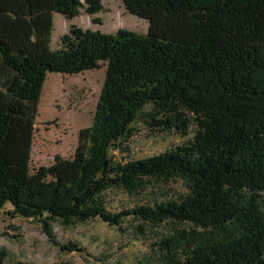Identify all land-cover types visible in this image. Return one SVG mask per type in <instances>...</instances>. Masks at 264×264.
<instances>
[{"label":"trees","instance_id":"obj_1","mask_svg":"<svg viewBox=\"0 0 264 264\" xmlns=\"http://www.w3.org/2000/svg\"><path fill=\"white\" fill-rule=\"evenodd\" d=\"M104 0H0V214L40 223L125 215L145 224H189L159 243L173 264H264V0H123L147 19L140 34L72 26L52 48L54 13L71 19ZM106 64L91 126L71 158L33 169L41 95L49 74ZM146 118L186 143L118 161L114 151ZM183 179L188 192L130 210L107 209L105 193L142 194L153 181ZM73 246L77 247L76 244ZM0 250V264L6 258ZM55 264H75L71 262Z\"/></svg>","mask_w":264,"mask_h":264},{"label":"rangeland","instance_id":"obj_2","mask_svg":"<svg viewBox=\"0 0 264 264\" xmlns=\"http://www.w3.org/2000/svg\"><path fill=\"white\" fill-rule=\"evenodd\" d=\"M53 20V49L62 46L61 38L72 26L106 34H116L120 29L146 34L150 25L147 19L131 14L123 0H104L103 9L96 14L81 8L80 14L71 19L54 13ZM105 76V63L79 74L48 75L35 125L33 169L50 166L57 157H73L80 131L93 123ZM158 129L149 119H139L133 124L132 136L114 151L116 159L126 162L163 153L191 139L196 126L190 125L189 135L176 128L167 132ZM187 192V183L174 178L153 181L142 194L111 189L105 193V200L109 211L120 213L154 200L176 199ZM9 209L11 206L0 214V250L7 254L2 264H173L158 243L166 236L191 229L186 223L145 224L132 215H125L120 226L100 218L72 226L54 221V236L68 246L67 250L54 244L36 220L12 218L7 214Z\"/></svg>","mask_w":264,"mask_h":264}]
</instances>
